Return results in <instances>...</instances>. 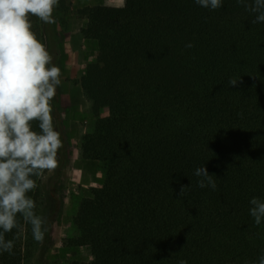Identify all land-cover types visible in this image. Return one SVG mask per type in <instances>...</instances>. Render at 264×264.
Returning a JSON list of instances; mask_svg holds the SVG:
<instances>
[{
	"label": "trees",
	"instance_id": "obj_1",
	"mask_svg": "<svg viewBox=\"0 0 264 264\" xmlns=\"http://www.w3.org/2000/svg\"><path fill=\"white\" fill-rule=\"evenodd\" d=\"M254 17L238 0L215 10L195 0L87 9L82 34L102 43L107 59L87 65L81 89L95 115H110L84 137L82 162L108 166L102 198H82L76 215L75 244L94 260L72 264H257L264 221L255 224L249 201L264 200V23ZM29 21L53 61V23ZM230 78L241 82L232 87ZM60 102L58 93L50 101L62 141L51 170L55 195L67 157ZM204 165L216 189L198 187ZM41 177L26 193L38 216ZM181 185H190L183 196ZM57 210L42 242L17 215L22 231L5 234L14 248L0 252V264L41 258Z\"/></svg>",
	"mask_w": 264,
	"mask_h": 264
},
{
	"label": "clouds",
	"instance_id": "obj_2",
	"mask_svg": "<svg viewBox=\"0 0 264 264\" xmlns=\"http://www.w3.org/2000/svg\"><path fill=\"white\" fill-rule=\"evenodd\" d=\"M204 8L222 7V0H195ZM255 14L252 23H264V0H238ZM58 0H0V252L12 254L14 239L5 234L22 231L17 215L31 225L34 240H44V219L35 214V202L26 193L35 190L44 170L57 167L62 147L60 133L54 130L50 101L61 85L60 68L51 64L45 45L31 30L29 14L45 23H54L53 7ZM191 43L186 47L191 48ZM241 78H230L237 86ZM32 121H38L39 131ZM198 187L217 185L207 168L198 167ZM190 185H181L183 196ZM249 213L256 225L264 221V200L252 197ZM180 264H187L181 260ZM257 264H264V253Z\"/></svg>",
	"mask_w": 264,
	"mask_h": 264
},
{
	"label": "rangeland",
	"instance_id": "obj_3",
	"mask_svg": "<svg viewBox=\"0 0 264 264\" xmlns=\"http://www.w3.org/2000/svg\"><path fill=\"white\" fill-rule=\"evenodd\" d=\"M141 0H58L53 7L54 31L57 34V57L51 64L60 68L61 85L57 88L60 96L64 95V102H60L62 132L67 143V157L65 159L60 182L56 185V195L53 192V171H47L40 180L38 190L43 204L40 207V217L47 227L50 218L58 208L51 231L49 233L47 251L40 258L36 253L28 264H72L74 261L90 262L94 255L85 246H77L75 239L79 235L77 226V211L80 201L84 197L100 199L103 196L102 180L106 176L108 163L102 161L96 168L83 166V139L88 135L98 117L110 115V111L103 108L95 115L90 109L91 103L80 91L85 70L90 63H102L107 59V51L102 43L88 41L82 30L85 26L87 9L96 5L134 6ZM84 40V41H83ZM90 43V44H89ZM84 64L79 65L74 57ZM88 61V62H87ZM76 72L78 77L72 78L70 72ZM80 75V76H79ZM83 94V95H82ZM68 101L71 104H68ZM89 102L88 111L78 113L76 105L83 108ZM76 160L72 166L68 161ZM68 165V166H67ZM67 171V174H66ZM59 199V200H58Z\"/></svg>",
	"mask_w": 264,
	"mask_h": 264
},
{
	"label": "crops",
	"instance_id": "obj_4",
	"mask_svg": "<svg viewBox=\"0 0 264 264\" xmlns=\"http://www.w3.org/2000/svg\"><path fill=\"white\" fill-rule=\"evenodd\" d=\"M84 41V40H83ZM90 44V43H89ZM74 59H75V61L77 62V64L78 63H80L79 65H81V64H84V62L85 61H83L82 63L78 60V58H77V55H75V57H74ZM88 62V61H87ZM74 75H76V72H74V71H72L71 70V72H70V76L73 78L74 77ZM80 76V75H79ZM75 77H78V74L75 76ZM80 91H82V90H80ZM83 95V94H82ZM61 100L64 102V95H61ZM68 104L70 105L71 104V102L70 101H68ZM89 102L87 103V105L85 106V108H83L82 106H80V105H76L75 106V110L78 112V113H82V112H84V110L85 111H88V108H89ZM90 109H91V106H90ZM104 110V109H103ZM103 110H100L99 111V113L101 112V111H103ZM76 160H72V161H68V165L69 166H72V164L75 162ZM67 165V166H68ZM66 174H67V171H66Z\"/></svg>",
	"mask_w": 264,
	"mask_h": 264
}]
</instances>
